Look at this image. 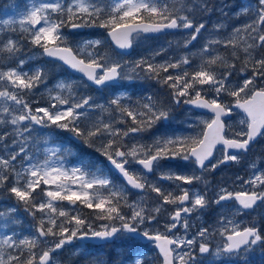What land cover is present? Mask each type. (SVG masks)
<instances>
[{
    "label": "rangeland",
    "instance_id": "1",
    "mask_svg": "<svg viewBox=\"0 0 264 264\" xmlns=\"http://www.w3.org/2000/svg\"><path fill=\"white\" fill-rule=\"evenodd\" d=\"M187 1L192 3L182 7ZM167 2L177 4L181 26L191 22L193 31L155 40L135 36L134 51L128 60L107 59L109 65L121 66L119 87L102 89L88 96L81 91L82 79L67 75L60 64L44 58L42 48L50 45L68 47L84 62L92 64L95 58L103 56L101 46L107 41L106 30L115 23L136 18L142 11L163 12L161 2L0 1V187L10 178L16 183L40 188L37 210L42 216L41 221L47 223L43 230L46 236L53 216L76 212L74 200L77 199L93 204L106 218L105 222L95 226L88 224L85 229L74 223L60 238H37L41 251L32 264H38L44 252L52 255L51 264H64L60 261L62 254L70 256L92 249L76 242L67 245L64 240L81 233L108 230L110 225L116 224L118 205L123 207L119 220L142 222L145 219L144 197H134L121 186L111 188L113 177L103 165L107 158L124 162L127 172L144 184L148 183L154 192L164 191L168 183L171 185L180 180L178 186L192 195V209L197 210L203 202L201 192L184 186L191 182V177L175 173L170 166L164 169L156 166L153 169L155 175L148 178L136 168L137 160L148 157L152 151L176 149L183 150V160L191 163L193 159L188 153L201 140L211 117L194 112L186 103L202 97L213 104L229 107L226 101L244 100L254 90H264V19L259 24L264 16V0H165ZM57 25L66 26L67 31L57 30ZM74 26L75 30L72 29ZM220 48H226L231 54L239 51V63L220 59ZM209 58L217 60V69L222 70L216 73L215 79L201 76L204 60ZM30 69L34 71L32 75H29ZM157 74L161 78L158 79ZM150 76H154L153 86L158 84L156 90L165 97L162 108L143 105L138 101L142 98L140 93L136 101L133 97L134 86L143 84ZM139 106L151 114L143 121L151 128L156 126L159 132L152 129L138 132L134 128L136 120H130L131 126L127 128L119 125L125 121L119 118L123 113L136 118ZM28 114L36 117L37 123L45 129L21 123V118ZM70 123L83 125L85 132H73ZM247 126V120L233 112L232 119L226 124V136L243 138ZM94 127L101 130L94 143L97 152L101 148L103 160L99 161L96 156L92 159L75 157L69 147L80 145V140ZM63 131L67 132L66 138L61 135ZM70 137L74 138L73 143ZM260 142L254 147L256 156L250 155L249 177L237 185L239 189H244L246 179L251 181L253 189L264 184V134ZM72 157L78 160L72 162ZM160 158L176 159L163 155ZM224 191L225 188L220 189L221 193ZM4 202L5 199L0 198V264H17L20 248L17 231L13 233L11 229L17 215H13L15 208L5 206ZM233 213L239 214L237 210ZM34 227L42 229L37 225ZM175 240L188 247L195 238L183 234ZM123 242H127L124 236L119 245L116 243L112 247V256L119 258L115 264L140 263L139 258L125 259L130 256L132 247L124 252L120 247ZM189 249L177 252L174 263L194 264L196 260H202V254L197 256ZM249 253L247 250L240 255ZM207 255L214 260L223 258L221 243Z\"/></svg>",
    "mask_w": 264,
    "mask_h": 264
},
{
    "label": "flooded vegetation",
    "instance_id": "2",
    "mask_svg": "<svg viewBox=\"0 0 264 264\" xmlns=\"http://www.w3.org/2000/svg\"><path fill=\"white\" fill-rule=\"evenodd\" d=\"M174 19L177 20L178 24H181L179 17L171 18L170 20L172 21ZM105 48L114 50L108 41H106L101 46L103 56L95 58L93 64L101 65L104 69H108L114 66L109 65L107 62V59L110 57L125 60L126 57L117 54L115 51H109L107 53ZM118 67L121 71V66L118 65ZM103 76L104 73H99V77L103 78ZM110 88L112 87L104 86L103 91ZM229 138L232 137L230 136ZM243 139L245 137L240 140ZM260 139L248 151H243L246 153L227 154L224 148H217L213 156L200 170H198L194 161L186 163L183 160V150L160 149L150 152V156L144 159H148L149 157L154 158L153 169L156 166H159L160 169L162 166L163 169L165 166H170L175 173L192 178L190 179L191 182L184 183V186L190 190L195 189L201 192L203 199L201 206L197 210L192 209V195L189 192L183 191V188L178 186L180 180L171 185L168 183L164 191L154 192L148 186V183L144 184L133 175L144 186V193L131 192V194L134 197L142 196L145 198V219L142 222L137 220L123 221L118 219L121 214L116 213V224L113 226L110 225L108 231L112 228H121L123 225L129 224L132 229L138 232L137 234L144 237L169 238L174 242L171 247L176 252L179 249L181 251L184 248H190L189 250L192 253L200 256L202 252L207 254L212 253L220 243L224 254L225 248L228 245V239L232 235L244 230H256L254 236L248 243L249 245L243 251L248 250L250 252L261 249L264 247V184L253 189L251 188V181L246 179L247 181L245 180V183H243L244 189L237 187L243 179L249 177V163L252 159L250 155L253 157L256 156L257 151L254 147L261 144ZM159 154L163 155V157L172 156L176 159L166 161L160 158ZM140 160L136 162L135 166L137 169H140L138 166ZM154 175L155 172L152 171L147 177L150 178ZM222 188H225V191L221 193L220 189ZM237 195H253V197L247 198L249 203L247 208L242 207L238 203L239 199L235 198ZM247 199H245L246 202ZM227 207L228 209H226ZM221 210L223 211L221 212ZM234 210H237V213H239L237 216L233 213ZM183 234H187L189 238H195L188 247L175 240V237L182 236ZM123 236L127 242H124L120 247L126 250L128 246L132 247V254L129 257L139 258L142 263L154 264V241L144 243L140 237L132 238L123 233H119L115 241L101 245L100 248H112L116 243L119 245L120 238ZM224 255L229 257L233 256V254Z\"/></svg>",
    "mask_w": 264,
    "mask_h": 264
},
{
    "label": "water",
    "instance_id": "3",
    "mask_svg": "<svg viewBox=\"0 0 264 264\" xmlns=\"http://www.w3.org/2000/svg\"><path fill=\"white\" fill-rule=\"evenodd\" d=\"M38 24L34 25L36 28ZM178 30L177 22L172 20L165 24H154L148 22H136L120 25L110 30L107 35L110 43L114 49L122 54L129 55L132 51L131 37L136 33H142L146 36H159L167 33H174ZM191 30V25H187L183 28V31ZM44 55L53 60L63 64L71 73L83 77L91 86L99 88L104 85H117L118 84V68L113 67L104 73V77L100 81H95L96 73L102 70L101 66H93L86 64L76 58L71 50L67 48H55L50 46L43 50ZM194 110L208 114L213 117L212 122L207 126L204 131L201 142L198 146L192 149L189 156L193 158L199 169L209 161L212 157L214 150L217 147H224L226 153H239L240 151H246L251 143H254L260 134L264 131V91H255L250 98L245 101L234 103L231 106L232 110L239 111L248 120L247 138L245 141L226 140L224 139V123L222 120H229L232 115L228 112L224 106L220 104H212L203 98H198L187 104ZM33 123H36L33 118ZM153 159L148 161L139 162L140 167L144 172L148 173L151 170ZM107 166L116 173L128 189L133 191H142V187L139 182L128 175L123 165L116 164L112 159L106 161ZM186 198V196H185ZM248 196H241L238 199V203L247 208L249 206ZM247 199V202L246 200ZM251 203V202H250ZM253 205V204H251ZM119 229L111 230L108 233L98 232L94 235L82 234L76 237L78 242L102 244L107 241H112L119 232ZM124 233L131 237H140L144 242L155 241L156 249L162 264H173V254L170 250V243L166 238L155 237H142L138 232L132 229L129 225L124 226ZM256 230H245L237 235H232L229 238V244L226 248L227 253L239 252L248 243V240L254 235ZM40 238H42V232H39ZM65 243H70L71 240H65ZM51 256L48 253H44L40 260V264H50Z\"/></svg>",
    "mask_w": 264,
    "mask_h": 264
},
{
    "label": "trees",
    "instance_id": "4",
    "mask_svg": "<svg viewBox=\"0 0 264 264\" xmlns=\"http://www.w3.org/2000/svg\"><path fill=\"white\" fill-rule=\"evenodd\" d=\"M164 2V0H160ZM191 3L190 1H187ZM162 5V3H161ZM164 11L157 13H149L142 11L140 12L136 20H144L151 22H160L169 19L170 17H175L177 12V4H172L170 2L163 4ZM182 7H187L183 5ZM96 25V24H95ZM93 25V26H95ZM61 28V27H60ZM108 47V46H106ZM106 52H112L110 48L106 49ZM220 56L224 62H235L239 63L241 60V53L236 51L235 54H231L227 52L226 48H220ZM257 53V52H256ZM236 55V56H235ZM216 61V62H215ZM217 60H212L211 58L204 60L201 76L204 78L210 77L215 79L218 73H221L222 70L217 69ZM246 73H249L245 70ZM34 73L33 70L30 72ZM217 73V74H216ZM157 78H161L160 75H155ZM154 80V76L146 77L144 83L142 82L136 86L137 91L140 93L142 97L140 102L143 105H151L156 108H162L164 104L165 97L161 94L160 91L156 90V87H159L158 84L153 86L152 82ZM23 82V81H22ZM152 84V85H151ZM86 94H91L93 92L92 89L85 87L82 91ZM227 104L231 105V101H226ZM137 115L136 118H130L129 113H123L119 118L125 120L124 122H120V124L124 125L125 128L131 126L130 120H136L138 122L135 123L134 128H137L138 132H143V129H147L149 131L152 129L154 132H159L156 126L150 127V125L146 124L143 120H146L148 116L151 114L143 107H137ZM161 120V119H157ZM70 129L73 132L82 134L84 133L83 125H76L74 123L69 124ZM146 131V132H147ZM63 134H67V132L63 131ZM101 133L99 127H94L90 129L87 137L82 138L81 149L76 148V152L78 155H86L87 152H91L93 154H101L100 152L95 151L96 144L94 143V139ZM98 138V137H97ZM91 149H94L92 151ZM108 153V151L106 152ZM7 184L0 187V197H3L7 200V205L15 208L16 219L13 220L12 230L17 231L16 239L19 243L20 250L17 253L21 254V257L16 260L17 264H32V261L36 260L37 253L41 251V248L38 246V235L37 229H35V225L42 228L44 230L46 228L47 223L41 221L42 216L40 215L39 210H37L38 203L40 199V188L36 186H27L22 183H16L14 179L6 180ZM6 183V182H5ZM116 201L118 199L116 198ZM75 202V213H64L61 216L55 215L53 216L54 220L52 222V226L50 227L47 236L45 237H53L54 239L60 238L62 234H65L66 230H69L74 223L81 225L83 229L90 225H95L97 223H101L106 221L104 218V214L93 204L83 203L79 199L74 200ZM118 209L122 208V205L116 206ZM33 225V227H31ZM93 251L92 254H88L85 250L73 255H65L62 254L60 257V261L64 264H103L106 259L104 257H100L98 253ZM91 255V256H90ZM94 255V257H93ZM93 257V258H92ZM92 258V259H91ZM107 258V257H106ZM112 258H107V260H111ZM18 261V262H17ZM115 261V259L113 260ZM155 261L158 262V257L155 255ZM15 261H12V263ZM96 262V263H95ZM34 263V262H33ZM204 264H212V263H204ZM222 264H264V247L258 249L254 252H251L248 256H242L237 259V261L223 262Z\"/></svg>",
    "mask_w": 264,
    "mask_h": 264
}]
</instances>
